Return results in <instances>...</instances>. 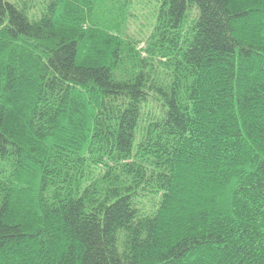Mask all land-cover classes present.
Returning a JSON list of instances; mask_svg holds the SVG:
<instances>
[{"label":"trees","instance_id":"16d2710c","mask_svg":"<svg viewBox=\"0 0 264 264\" xmlns=\"http://www.w3.org/2000/svg\"><path fill=\"white\" fill-rule=\"evenodd\" d=\"M0 264H264V0H0Z\"/></svg>","mask_w":264,"mask_h":264},{"label":"rangeland","instance_id":"374dc122","mask_svg":"<svg viewBox=\"0 0 264 264\" xmlns=\"http://www.w3.org/2000/svg\"><path fill=\"white\" fill-rule=\"evenodd\" d=\"M5 1L13 3L16 0H5ZM148 12H149V9L147 6H145L143 11L141 10L140 12L136 13V21L131 22V26L129 29L130 33H132L135 36L138 35L137 31L139 29H141V30L143 29V26H144L143 20L145 19V17H149ZM144 35H146V34H144ZM138 39H141V36Z\"/></svg>","mask_w":264,"mask_h":264}]
</instances>
